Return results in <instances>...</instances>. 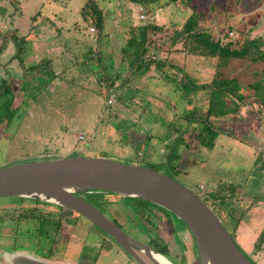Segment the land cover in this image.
I'll use <instances>...</instances> for the list:
<instances>
[{
    "label": "rangeland",
    "instance_id": "374dc122",
    "mask_svg": "<svg viewBox=\"0 0 264 264\" xmlns=\"http://www.w3.org/2000/svg\"><path fill=\"white\" fill-rule=\"evenodd\" d=\"M256 1L252 13L247 12L251 0L151 3L142 19L138 4L131 0H97L106 12L105 64L108 72L121 71V78L107 86L103 63L84 56L87 44L94 46L96 28L91 34L89 28L80 32L73 24L77 20L80 27L86 25L81 24L82 4L76 0H0V43L1 36L12 32L25 36L26 67L43 57L53 59L46 74L29 71L20 77L23 69L17 60H10L12 44L0 51V78L8 79L0 86V166L41 156L84 155L158 168L202 197L211 193L207 202L238 246L252 262L264 264V241L258 249L254 247L264 230L262 59L231 57L222 64V74L236 78L237 96L221 95L223 112L209 115L217 137L207 147L186 132L172 152L180 157L176 161L169 157L188 123L180 116L189 111L203 115L211 103L207 88H183L180 83L188 82L184 74L194 85H208L217 63L216 56L191 54L180 42L172 44L173 31L203 33L219 43L230 42L235 49L247 39L259 38L264 48V0ZM38 11L41 15L33 20ZM149 22L160 29L149 32L145 56L162 65L152 62L140 75L122 82L127 70L121 68L125 63L120 47L130 27ZM112 89L114 97L108 101ZM174 163V170L166 167ZM86 199L133 236L164 244L175 264H200L186 225L163 209L137 205L111 193L86 194ZM13 251L51 257L62 264H137L104 231L66 207L0 197V264L5 262L4 254Z\"/></svg>",
    "mask_w": 264,
    "mask_h": 264
},
{
    "label": "water",
    "instance_id": "95a60500",
    "mask_svg": "<svg viewBox=\"0 0 264 264\" xmlns=\"http://www.w3.org/2000/svg\"><path fill=\"white\" fill-rule=\"evenodd\" d=\"M87 191L140 198L167 209L186 225L200 264H255L197 191L150 166L84 155L29 159L0 166V197L38 199L66 207L104 231L137 264H175L84 198L81 194ZM5 260L8 264H59L20 252L8 253Z\"/></svg>",
    "mask_w": 264,
    "mask_h": 264
},
{
    "label": "trees",
    "instance_id": "16d2710c",
    "mask_svg": "<svg viewBox=\"0 0 264 264\" xmlns=\"http://www.w3.org/2000/svg\"><path fill=\"white\" fill-rule=\"evenodd\" d=\"M131 1L136 2L137 4H141L142 6L145 7V9H147L149 8V6H151L150 5L151 3L152 4L155 3L156 5L157 4L161 5V4H166L167 3L166 1L174 2L176 0H165L162 3L160 2L162 0H131ZM104 13L106 15V12L102 10V8L98 5L96 0H83L82 6L80 9V16L82 20L81 24H83V22L86 23V25L83 26V28L86 30H88L90 26L95 27L97 30V38L96 40L92 42L94 43V46L87 44L86 50L84 52V56L90 59H96L98 62L103 63V66H102L103 67V74H102L103 77L102 78L107 84V86H111L113 81H115V78H121V71L120 72L114 71L113 73L108 72L109 66L105 64L107 57L102 52V45L107 37V35L104 32V21H105ZM36 15L40 16L41 12L38 11L33 16V20L38 18L36 17ZM77 24L80 25V22H77ZM190 25H191V21L190 19H188L186 21V26L189 27ZM133 27H130V29L128 30L129 36L126 39L125 43L120 47V51L122 54L121 60L125 63V65H122L121 68L123 69L124 67H126L125 69L127 70L126 74H124V77H122V82L129 81L131 77L140 75V73H142L143 70L147 69L152 62L156 63L157 66L162 65L159 61L154 60V59H149L148 57L145 56V52L149 49L148 47L149 42L147 43V39H148L147 36L149 32L153 30H159L160 27L151 22L143 24V25L133 26ZM1 39L2 41L0 43V51L4 50L8 43L12 44L14 48V52L11 55V58L17 60L18 65L21 67V69H23L22 76L23 75L25 76V74L29 71H32L34 74L42 75V74H46L48 70H50L51 68L50 60L44 57L41 58L36 63H30L29 66L27 67L25 66V52H26V46H25L26 37L25 36L23 35L20 36L16 34L15 32H12L10 35L1 36ZM170 39H171L172 44H175L177 41L180 42L185 52H189L191 54H197V55L217 57L214 77L212 78L210 84L194 85L192 78L188 76L187 74H184V77L188 80V82L180 83L183 85V88H186V90L191 89L193 91L195 87L207 88L209 91V97H210L209 100L211 103L209 104L208 108L205 111V114L203 115H199V114L194 115L192 111H189V112L183 113L180 116V118H182L183 116V118L188 123L187 125H185L184 130H180V133L175 140V143H174L175 145L173 144V146L171 147V153L169 157L174 158L176 161V159H178L180 155L176 152L175 154H172V152L176 150L177 144H180L183 142V136H184V133L186 132H188L190 136H192L193 140L194 139L196 140V142L200 143L201 145L211 147L218 133L216 129H213L212 123L209 121V115L212 113L216 114V113L223 112L224 105L222 104V100L220 99V97H222L224 94L226 93L235 94L237 96V94L235 93L236 90H233V89H236L235 83L233 84V82H236V78L225 77L221 72V69L223 68L222 64L224 65L226 61L229 60V58L231 57L233 58L247 57L249 60H252V61L257 60V58H260L264 61V48H260V45L262 42L260 41L261 39L259 38L247 39L243 41L239 49H235V48H230L231 47L230 42H226L222 44L217 41H214L209 36H206L203 33H193L185 29L174 30ZM256 41L258 42L255 43ZM252 42H254V45H252ZM108 57H110V55H108ZM174 78L175 77H173L172 79ZM4 82L5 81L1 80L0 78V86L4 84ZM230 84H232V86ZM224 85L225 87H223ZM2 92L3 91H0V93ZM239 96L242 97V95H239ZM263 105H264V100H263ZM216 109H218V111ZM225 110L227 109H224V111ZM55 157L57 156H53L52 158H55ZM42 158H46V157L41 156L39 158H33V159H42ZM136 160H142V159L136 158ZM175 163L173 165H168V166L166 165V167L168 169L170 168L171 170H174ZM154 169L160 170L158 168H154ZM164 173H167V172H164ZM97 193H104V192L87 191L86 194L91 195V194H97ZM210 194L211 193H208L206 197L203 196L202 198L207 202V200L212 195ZM213 195L215 196L216 194H213ZM122 197L129 199V201H132L133 203L137 205L150 204V205L157 206L160 209H163L165 212L175 216L167 209L155 203H152L150 201L140 199V198H135V197H128V196H122ZM11 198L15 199V201L17 202H20L24 199H30V198H24V197H18V196H11ZM30 200L42 202L38 199H30ZM209 205L212 207V204H209ZM228 216H231V213ZM177 219L183 223L182 220H180L179 218ZM239 219L240 218L238 217L235 220L236 224L239 221ZM113 220L116 223H118L114 218ZM105 235L107 234L105 233ZM232 237L234 238L233 235ZM234 240L236 239L234 238ZM262 241H264V230H262L260 234L258 235L255 241L254 247L258 249ZM148 242L151 243V245L154 248H156L163 254L165 255L168 254V251L165 245L161 243L159 244L156 239H150Z\"/></svg>",
    "mask_w": 264,
    "mask_h": 264
},
{
    "label": "crops",
    "instance_id": "0c3cea01",
    "mask_svg": "<svg viewBox=\"0 0 264 264\" xmlns=\"http://www.w3.org/2000/svg\"><path fill=\"white\" fill-rule=\"evenodd\" d=\"M70 1V0H69ZM78 3H80V4H82L83 3V0H76ZM97 1V0H96ZM256 2H259V1H256V0H251V7L249 8V10L247 11V12H249V13H252L254 10H253V7H255V3ZM134 3H136V2H134ZM262 4H260L259 3V5H258V7L259 6H261ZM258 7H257V9H258ZM238 16V15H237ZM77 22H79V21H77V20H75L74 21V23L73 24H75L74 26H76L77 27V29L80 31V32H82L83 30H84V28L83 27H80V25L79 24H77ZM80 27V28H79ZM60 30L61 29H58V32H60ZM106 33V35H108V33L107 32H105ZM43 38V37H42ZM78 38H80V37H78ZM111 38V37H110ZM81 39V38H80ZM84 40V39H83ZM83 42H85V41H83ZM48 48L50 49L51 48V46H48ZM73 56L74 57H76V54H74L73 53ZM44 58H48L49 60H50V62L53 60L52 58H50V57H44ZM10 60H15V59H10ZM16 61V60H15ZM17 62V61H16ZM33 63V62H32ZM18 64V63H17ZM20 67V66H19ZM117 70V69H116ZM11 72V71H10ZM14 74V73H13ZM12 74V75H13ZM16 75H17V73H16ZM14 76V75H13ZM20 77H22V75L20 76ZM1 80H4V81H7L8 79H7V77L6 78H4V77H1ZM261 206H263V205H261ZM262 208V207H261ZM260 208V209H261Z\"/></svg>",
    "mask_w": 264,
    "mask_h": 264
},
{
    "label": "flooded vegetation",
    "instance_id": "af4514ba",
    "mask_svg": "<svg viewBox=\"0 0 264 264\" xmlns=\"http://www.w3.org/2000/svg\"><path fill=\"white\" fill-rule=\"evenodd\" d=\"M86 193L87 192H84V193H82L81 195L84 197V198H86ZM95 205V204H94ZM157 207V206H156ZM99 208V207H98ZM99 209H101V208H99ZM102 210V209H101ZM104 213H106L104 210H102ZM75 212V211H74ZM77 213V212H76ZM78 214V213H77ZM169 214V213H168ZM109 216V215H108ZM110 217V216H109ZM112 218V217H111ZM113 219V218H112ZM137 238H139V237H137ZM140 239V238H139ZM112 240V239H111ZM140 240H142V239H140ZM113 241V240H112ZM143 241V240H142ZM144 242H146V243H148L149 245H151V243H149L148 241H144ZM115 243V242H114ZM152 246V245H151ZM125 251V250H124ZM13 252H15V251H13ZM16 252H19V251H16ZM8 253H10V252H8ZM8 253H6V254H4V259H5V256L8 254ZM12 253V252H11ZM20 253H22V254H26V253H23V252H20ZM29 255V254H28ZM31 256H34V257H39V258H44V259H47V260H49V261H51V262H58V261H54V260H52L53 258H51V257H44V256H38V255H31ZM167 256V255H166ZM142 257L146 260V261H149L148 260V258L145 256V255H142ZM59 263V262H58ZM2 264H8V262L5 260V262H3ZM59 264H62V261H61V263H59ZM66 264H71V263H66Z\"/></svg>",
    "mask_w": 264,
    "mask_h": 264
},
{
    "label": "built area",
    "instance_id": "2783aa9c",
    "mask_svg": "<svg viewBox=\"0 0 264 264\" xmlns=\"http://www.w3.org/2000/svg\"><path fill=\"white\" fill-rule=\"evenodd\" d=\"M137 13L139 14V17L140 18H145V16H146V10H145V7L144 6H142L141 4H138L137 5ZM89 29H90V33L92 34L93 33V27H89ZM113 97H114V93H113V89H112V91H111V97L108 99V101H112V99H113ZM81 136V135H80Z\"/></svg>",
    "mask_w": 264,
    "mask_h": 264
},
{
    "label": "bare ground",
    "instance_id": "6f19581e",
    "mask_svg": "<svg viewBox=\"0 0 264 264\" xmlns=\"http://www.w3.org/2000/svg\"><path fill=\"white\" fill-rule=\"evenodd\" d=\"M154 256H155L156 258L160 259V260H164L162 257H160V256H158V255H156V254H154Z\"/></svg>",
    "mask_w": 264,
    "mask_h": 264
}]
</instances>
